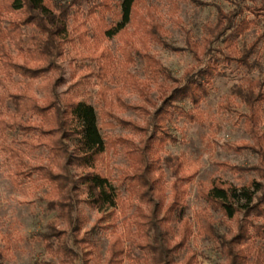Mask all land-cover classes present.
Listing matches in <instances>:
<instances>
[{"label":"rangeland","instance_id":"rangeland-1","mask_svg":"<svg viewBox=\"0 0 264 264\" xmlns=\"http://www.w3.org/2000/svg\"><path fill=\"white\" fill-rule=\"evenodd\" d=\"M69 1L54 0L59 5ZM107 2L110 9L105 14V21L99 23L86 16L90 8L88 4L77 9V14L69 21L75 41L73 45H67L66 54L59 59L58 72H50L44 78L15 77L11 80L0 64V98L20 86L21 92L27 96L45 102L51 98L52 85L59 78L57 93L62 96L65 91L70 94L79 88V97L93 106L100 132L108 142L97 167L111 176L125 199L118 207L106 211L107 221L103 224L108 226L107 229L92 236L96 249L86 245L76 248L70 241L68 246L79 254L91 251L86 256H91V262L105 264L113 234L125 233L127 225L139 217L138 202L129 197L121 183L131 176L127 156L130 147L121 146L118 140L127 137L135 145L146 142L153 134V122L150 125L147 122L175 86L172 80H165L144 56L154 57L178 80L187 72L204 66L207 50L220 57L215 48L227 53L236 49L240 57L245 49L249 52L250 46L257 41L256 52L249 58L253 65L244 67L236 61L220 62L218 74L198 105L188 99L178 103L184 108V113L191 116L174 112L167 125L169 137L154 145V154L146 155V163L151 170L153 166L161 169L163 205L166 207L172 201L171 183L178 176L191 177L183 186L186 191L183 203L186 205L185 217L193 232L186 249L177 254V264L192 253L195 254V264H228L220 244L203 230L202 225L207 220L219 234L229 238L236 231L235 220L210 208L198 193L197 184L202 182L210 186L214 179H220L239 187L257 177L255 173H237L223 164L248 167L258 161L256 154L244 147L251 144L252 138L245 131L241 117L245 108L233 95L232 89L238 84L264 77V2L136 0L130 23L120 33L106 38L102 34L103 28L110 21L108 14L118 7V0ZM252 4L262 10H256L257 13L248 10L247 6ZM236 5L246 7L241 16L251 23L233 41L231 49L226 50L225 44L215 41L210 31L215 25L217 9L227 13ZM6 16L11 17L10 14ZM7 23L5 20L4 24ZM187 40L196 54L190 51ZM8 47L14 60H23L16 56V50L10 43ZM231 55L235 56V53ZM96 60L105 65L101 75L96 72ZM7 120L35 125L39 117L30 112L14 114L0 104V264H80L78 259L63 257L45 247L41 236L48 225L56 224L60 229H66L67 225L60 220L58 211L51 207L52 202L59 198L54 185L37 177L36 172L30 173L32 167L40 165L58 172L63 159L54 157L37 133H24L16 126L5 127ZM119 120L147 129H132ZM261 128H264V104ZM162 135L163 132L159 131L158 136ZM179 162L181 167L175 174L172 166ZM150 176L156 178L159 173L153 172ZM78 209L86 220L78 234L82 237L89 234L101 213L81 202ZM131 236L134 238L137 233L134 231ZM256 247L264 251V238L256 243Z\"/></svg>","mask_w":264,"mask_h":264},{"label":"trees","instance_id":"trees-1","mask_svg":"<svg viewBox=\"0 0 264 264\" xmlns=\"http://www.w3.org/2000/svg\"><path fill=\"white\" fill-rule=\"evenodd\" d=\"M135 2L118 0V7L108 14L110 21L103 28L104 37L115 36L130 23ZM82 4L90 7L86 16L92 17L96 23L105 21V14L110 9L107 0H70L60 5L54 0H0V64L6 77L11 80L15 77L36 79L44 78L50 72H58L59 59L66 54L67 45H73L75 41L69 21ZM244 8L236 5L227 13L217 9L215 25L210 33L215 41L225 44L226 50L231 49L233 41L251 23L241 16ZM247 8L256 13V10H262L254 4ZM8 14L10 18L6 16ZM5 20L7 24H4ZM9 43L22 61L14 60L9 51ZM186 43L190 51H193L191 42L187 40ZM257 43L255 41L250 46L249 52L245 49L240 57L236 49L232 50L235 53L232 56L233 52L227 53L215 48L220 57L211 53L212 50H207L208 57L204 66L187 72L184 78L178 80L154 57L144 56L165 80H172L175 86L147 122V125L153 122V134L149 135L146 142L135 145L127 137L118 140L121 146L130 147L127 156L130 159L128 168L131 176L121 183L125 185L129 197H134L138 202L139 217L127 225L125 233L113 234L105 264H177L176 256L186 249L193 232L185 217L186 205L183 203L186 192L183 186L190 176H178L171 183L172 201L166 207L163 205L161 169L153 166L151 170L146 163V155L150 152L154 154V145L169 137L167 125L173 113L179 111L185 114L184 108L178 103L188 99L198 105L207 95L212 79L218 74L220 62L236 61L241 66L251 67L253 64L249 58L256 52ZM193 53L196 54L195 51ZM28 61L35 65H30ZM96 65L97 74H103L105 65L99 60H96ZM59 82L57 78L51 88V98L45 102L27 96L21 92L20 86L14 91H7L0 98V104L8 112H30L37 115L39 120L35 125L7 120L4 126H16L24 133H37L53 156L63 159L58 172L43 165L32 167L30 172H36L37 177L54 185L55 194L59 198L52 202L51 207L58 211L60 220L67 225L66 229H60L56 224H49L41 236L45 247L63 257L78 259L80 264H94L91 256L86 257L91 251L79 254L68 246V242L76 248L86 245L96 249L92 236L99 230L107 229L108 226L103 224L107 221L106 211L118 207L125 198L121 197V190L111 176L97 167L108 142L100 132L93 106L85 98L79 97V88L70 94L67 91L62 96L58 94L56 86ZM232 93L245 108L241 117L245 131L252 138L251 144L244 147L255 153L258 161L248 167L223 166L237 173H255L257 177L239 187L220 179H214L210 186L198 182V193L207 205L221 212L224 217L234 219L236 223V231L229 238L219 234L207 220L202 228L216 238L228 264H264V251L256 247V243L264 238V128H261L264 77L238 84L233 87ZM185 115L191 116L188 113ZM119 121L132 129H147L135 123ZM159 131L163 132L162 137L158 136ZM172 167L177 174L181 162ZM153 172L159 173V176L151 177ZM80 202L101 213L89 234L82 237H78V234L86 220L79 212ZM134 231L138 238H132ZM180 264H195V254H187Z\"/></svg>","mask_w":264,"mask_h":264}]
</instances>
